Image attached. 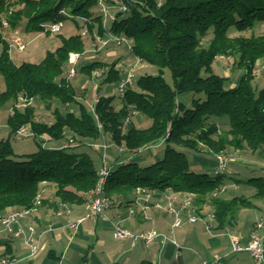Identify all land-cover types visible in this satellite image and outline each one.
Segmentation results:
<instances>
[{"label":"trees","instance_id":"16d2710c","mask_svg":"<svg viewBox=\"0 0 264 264\" xmlns=\"http://www.w3.org/2000/svg\"><path fill=\"white\" fill-rule=\"evenodd\" d=\"M105 1L127 6L116 13L107 30L132 39L130 53L154 66L157 73L135 77L123 96L104 93L93 109L66 73L70 53L86 50L81 34L62 37L61 45L40 62L17 63L0 30V83H5L0 110L8 103L15 109L8 117L10 136L30 124L38 144L36 152L17 159L10 137L0 139V216L34 206L46 185L53 186L62 204L85 203L86 194L96 186L101 163L97 166L89 152L78 148L88 146L102 158L92 144L107 135L115 161H109L105 192L114 200L129 203L138 188L193 195L197 207L211 204L218 228L225 227L238 209L250 208L255 200L264 203V176L245 181L256 190L253 199L242 195L228 199L224 194L244 181L241 175L193 170L186 152L213 158L231 150L264 153V87L257 90L253 85L257 64L264 59V33L242 35L264 23V0ZM12 7L8 16L12 28L25 21L26 31L50 34L46 25L68 19L78 24V19H84L90 37L95 24L99 33L106 32L100 11L93 12L99 10L98 0H0V18ZM220 56L233 57L242 70L233 85L231 77L213 71ZM117 66V61H94L81 67V72L91 76L103 69L104 82L113 88L123 79ZM167 70L171 83L164 78ZM187 93L193 94L189 102L182 98ZM20 96L39 99L49 109L58 103L54 120H36L32 105L15 108ZM133 110L149 117L152 124L137 127L133 122L137 115L126 123ZM67 137L75 140L69 147L44 145L46 140L64 142ZM155 146L164 148L163 157L141 165L144 151ZM123 154L130 159L126 163L120 159ZM224 186L226 191L220 192Z\"/></svg>","mask_w":264,"mask_h":264},{"label":"crops","instance_id":"0c3cea01","mask_svg":"<svg viewBox=\"0 0 264 264\" xmlns=\"http://www.w3.org/2000/svg\"><path fill=\"white\" fill-rule=\"evenodd\" d=\"M18 53L13 54L17 59L21 58ZM49 143L55 142L46 140V145ZM56 144L62 146L64 142ZM257 155L261 158L247 162L246 166L255 168L249 171L257 170L264 174V153ZM111 159L113 163L115 158L111 156ZM146 159L142 156L143 161ZM194 164L197 170H213L216 158L194 155ZM235 165V159L231 158L228 175L240 176L243 172ZM240 188L241 184L230 186L225 197L231 199L242 195L253 199L255 188L248 189L249 196L240 194ZM131 198L129 203L116 200L104 217L95 221L84 220L75 231L70 224L85 216L84 203L65 206L55 195L53 186L46 185L38 211L15 226V232L22 230L20 235L8 232L0 222V261L7 259L9 264H139L150 260L153 264H201L203 260H218L219 264H253L248 252L232 251L231 237L237 236L243 243L248 241L254 224L263 215L262 200H255L250 208L238 209L223 228L217 227L215 219L211 220L213 207L207 202L198 205V214L202 217L200 221L193 224L186 222L173 229L174 215L151 208L144 216L136 196L132 194ZM113 224H120L133 232L154 230L160 235L150 247L133 246L130 239L114 237ZM29 227L34 228V237L39 242L36 254L31 253L27 243ZM262 232L264 235V229Z\"/></svg>","mask_w":264,"mask_h":264},{"label":"rangeland","instance_id":"374dc122","mask_svg":"<svg viewBox=\"0 0 264 264\" xmlns=\"http://www.w3.org/2000/svg\"><path fill=\"white\" fill-rule=\"evenodd\" d=\"M115 1V0H114ZM163 1V0H160ZM107 3H112L107 1ZM122 3L119 2L116 5L112 6V8L115 9V11H118V7H120ZM14 8H10L6 13L2 15L0 18V30L2 32L3 37L10 43V55L13 58V60L17 63L21 62H40L42 59H44L49 51H54L58 46L62 43V37L69 38L72 35L81 34L85 39L86 44V50L85 52L81 53V59L78 63V73L77 76L72 80L73 84L76 86L79 95L81 98H83L86 103L89 105L91 109H93V105L96 99H98L99 96L103 95L104 93H111L112 92V86L111 84L104 82V70L103 69H96L93 71L91 76H88L81 72V67H83L86 64H90L94 61H102L105 63H112L113 61L118 62L117 68L121 70L122 76L124 77L126 72L133 69L135 72L136 78L138 79L140 76L146 75V74H155L157 73V69L154 66H151L137 58H134V56L130 53L128 48L125 46H118L114 42H110V44L104 46L99 44L96 48L93 45L96 43V34H101L98 32V24H95V28L93 31V35L90 37L88 34L84 36V31L86 28L89 30L88 25L84 19H78V24L73 21L72 19H68L64 22L63 30L56 34L50 32V34H46L44 32H28L25 29V21H22L17 28H12L8 16H10L13 12ZM93 12L95 15H98L99 10L97 8L93 9ZM8 22V26H5L3 22ZM104 24V20H102V26ZM79 25V26H78ZM108 32L107 28H105ZM87 30V31H88ZM106 33V32H105ZM104 33V34H105ZM264 33V23L258 24L253 30H249L245 33H242V35L250 37L252 35L254 36H260ZM101 34V35H104ZM239 33L234 34L233 36H237ZM17 41H24L27 42V49L24 52L18 53L16 49L14 48V43ZM13 45V47L11 46ZM2 51V47L0 46V53ZM13 52V53H12ZM14 52H17L20 54L19 59H17V55L15 53V56L13 55ZM75 53V52H71ZM68 69V68H67ZM66 69V73H67ZM99 70L101 72L100 75H96L95 71ZM213 71L221 76L225 77H231V84H235L241 73L242 70L238 67H236L235 61L233 57H226V56H220L217 57L215 62L213 63ZM255 80L253 82L254 87L259 90L262 87H264V59L260 60L257 64L256 70H255ZM164 78L168 83L172 82V75L169 70H167L164 74ZM0 90H5V83L2 81L0 83ZM113 94V93H112ZM116 95V94H114ZM118 96V95H116ZM193 97L192 93H187L183 95V99L186 102L191 101ZM116 100H118L116 98ZM32 106L36 109V120L41 122H52L54 120V109L59 106L58 103H53L52 108H48L46 104L39 99H35L33 101ZM63 109L62 107H60ZM10 109V103L5 105L0 110V139H7L10 137L14 152L17 156V159H21L22 155H28L36 152L38 150V144L37 141L33 137H24V138H17L16 135L10 136L11 130L8 125V117L11 113ZM134 124L139 128H147L152 124V120L144 115H137L133 117ZM111 136L107 135L105 137V140L107 142L111 141ZM69 141V138L67 137L64 140V143H67ZM46 145V141L44 142ZM46 146H58L56 142L54 144H48ZM78 149L85 150L90 153L91 157L93 158L95 164L97 166L101 163V157L97 155L96 152H94L92 149H90L88 146L81 145ZM114 148H111L108 150L106 157L112 163L111 156L113 154ZM115 150V149H114ZM155 151H157V154H155ZM243 151V152H242ZM188 158L191 162V168L193 170L195 169L194 164V155L192 151L186 149ZM144 156L147 157L145 161L140 162L141 165H149L153 163L154 161L161 159L164 154V148H158V146L151 147L147 151H144ZM227 156L229 159L234 158L235 159V166L240 170L241 172V178L244 179V181L241 182V188H240V194L248 195V189L252 188L251 185H248L245 181L249 180L250 178L254 177H260L264 176L263 173L253 170L254 167L246 166L247 162L258 160L261 157H258L257 154H253L249 149L247 150H231L227 153ZM136 157V156H135ZM128 158V154L122 155V160L124 162H128L130 159ZM136 159V158H134ZM142 160V158H141ZM112 166V165H111ZM230 166V163H229ZM255 169V168H254ZM199 171H205L210 174L214 173V169L210 170V168L205 169H198Z\"/></svg>","mask_w":264,"mask_h":264},{"label":"built area","instance_id":"2783aa9c","mask_svg":"<svg viewBox=\"0 0 264 264\" xmlns=\"http://www.w3.org/2000/svg\"><path fill=\"white\" fill-rule=\"evenodd\" d=\"M117 1V0H116ZM116 5V4H115ZM99 11L102 15V20H104V28H109L110 24L115 21L116 13L119 11H126V4L122 3L120 7H118V11H115L112 6L114 4L107 3L105 0H98ZM3 24L8 26V22L4 21ZM64 22H56L49 25H46V29L52 33H60L63 30ZM86 28L84 31V36L89 33V30ZM96 43L93 44L95 48L101 45H108L110 42H114L118 46H125L128 49H131L133 45V40L127 38L126 36L115 35L111 31H106L104 35L96 34ZM27 42L17 41L14 43V48L17 52L21 53L27 49ZM13 47V45H11ZM81 59V53L75 52L70 53L69 62H68V70L67 77L69 79H74L78 73V63ZM96 75H100L101 72L99 70L95 71ZM135 72L133 69L126 72L123 79L120 81L118 85L113 86L112 93L118 96H123L126 89L129 86H132L135 81ZM35 98H28L25 96H20L18 101L15 104V108L23 110L28 106L33 104ZM98 99L95 100L94 105ZM93 105V108H94ZM15 109H12L11 113H14ZM139 114V111L133 110L131 114L127 117L126 123L131 122L132 116ZM17 138L24 137H34V133L32 131L31 125L27 124L22 126L16 133ZM75 143L73 138H70L67 143H64L62 147H69ZM113 146L110 142L103 140L100 143L92 144L94 149H99L102 152L101 165L98 170V180L96 186L86 194L85 197V209L86 213L83 218L76 222H72L70 227L77 231L79 229V225L84 220H96L99 217H104L106 211L116 203V199H112L105 192V183L107 177L110 172V163L106 157L108 150ZM124 149L120 148L119 152H123ZM230 163V159L225 154H218L216 156V166L214 168L215 174H222L228 170ZM227 187L224 186L220 189V192L226 191ZM44 191L40 192L34 202V206L28 209L23 210H14L10 211L4 215L0 216V222L3 225L4 229L8 232H13L16 235H20L21 231L15 232V226L20 225L21 222L26 219L28 216L38 211V208L42 204ZM136 202L141 205L142 212L144 216L147 215V212L151 209H157L158 211L165 212L168 214L174 215V221L172 224V228H178L183 226L186 222L188 223H196L202 219V217L198 214V207L194 203L193 195H183L176 194L170 191L165 192H156L152 190H148L146 188H138L135 192ZM66 206V204H64ZM68 208V207H67ZM69 211V210H68ZM262 217L258 220L249 235V239L246 243H243L241 239L237 236L231 237V245L232 251L234 253L239 252H248L253 260V264H264V203L262 208ZM211 220L215 219L213 213L210 214ZM30 236L27 240L29 244L30 250L32 254H36L39 250V242L34 237L35 230L33 227H29ZM113 235L117 239H130L133 246L144 245L146 247H150L153 245L157 237L160 235L154 230H148L143 232H133L127 228L122 227L120 224H113ZM167 238V237H165ZM9 260L3 259L0 261V264H9ZM201 264H219L218 260L207 261L203 260Z\"/></svg>","mask_w":264,"mask_h":264}]
</instances>
